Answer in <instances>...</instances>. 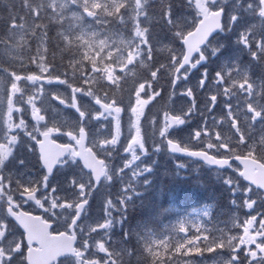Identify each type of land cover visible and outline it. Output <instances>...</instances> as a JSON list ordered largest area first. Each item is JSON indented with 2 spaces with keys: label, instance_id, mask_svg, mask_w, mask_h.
Masks as SVG:
<instances>
[{
  "label": "snow or ice",
  "instance_id": "snow-or-ice-1",
  "mask_svg": "<svg viewBox=\"0 0 264 264\" xmlns=\"http://www.w3.org/2000/svg\"><path fill=\"white\" fill-rule=\"evenodd\" d=\"M181 2L183 7L189 10L191 21L181 23L176 20L172 0H161L158 7L159 22H163L167 27L171 38L157 39L154 43L150 29L141 27L144 23L151 24L153 19V16L149 15L148 0H46V2L38 0L31 6L25 0L23 7L27 8L29 14L35 18L31 35L37 42V47L35 55L30 57L31 64H35V68L29 67L27 71L19 72L15 68L0 69V264H30L28 253L38 246L37 241L28 238L27 230L17 219L21 213L38 216L44 220L50 235L55 237L63 235L68 238L65 241L66 248L58 255L55 264H68L70 260L73 264H118L117 258L103 242L95 244V252L105 253V257L96 259L93 256V242L84 236L79 228L81 214L84 206L88 204L90 192L99 187V181L107 173L103 153L117 145L125 114L131 118L135 133L128 138L130 143H127V151L133 153L137 147L143 149V124L148 114L152 112V108H156L164 99L157 90L161 78L167 76V84L173 89L171 95L174 96L179 91V96L172 103L179 99H187L191 103L196 100L192 89L183 90V85L194 74L190 70L199 71L202 67L206 59L204 46L209 42V37L214 32L225 30L226 12L219 6L220 0H206L203 5L201 0H181ZM0 4L7 5L9 11H12L8 0H0ZM258 14L264 17V0H259ZM141 16L144 17L143 21ZM237 19L236 16L231 18L233 25ZM117 22L126 28L130 26L131 38H122L113 31L112 27H109ZM49 24L57 26L54 37L49 35ZM22 27L23 24L16 18H13L8 25L12 30ZM197 30H199V39L192 47H185L184 41ZM20 39H23V36ZM50 39L56 40L61 51L73 46L79 47L82 51L90 48L91 55L99 54L100 60L91 64L81 63L80 82L73 83L67 71L57 73L52 65L49 66L47 56ZM240 42L245 48L255 49L254 59L258 54H264V41L253 43L251 35L248 34L241 37ZM161 46L167 49L168 55L157 59L154 53ZM125 48L128 52L135 49L140 61L151 62L150 71L145 78L134 85L129 92L127 104L109 98L107 93L101 97L90 89L92 81L101 77L106 63L112 64L117 79L122 78L124 73L117 68V64L123 63L127 58ZM0 51L6 52L10 59H16L12 54L13 49L6 48ZM114 52L120 53L115 61L111 59ZM78 62L79 59L68 61L70 66ZM132 67L134 65H130L124 71H131ZM75 71L73 67V76ZM199 81L201 94L208 91L209 84H212L214 89L207 97L206 109L211 117V127L209 121L202 118L201 126L193 134L195 146L203 148L206 144L207 149L190 150L170 139L168 146L173 152H183L221 168L234 167L239 182L237 186L243 189L247 197L242 201V206L251 210L245 216L251 218L244 221L242 237L226 235L214 239L208 234L201 237L199 235L201 229L197 228L198 235L189 238L186 234L187 228L181 225L178 233L184 235H179L175 243L172 242V237H168L154 240L145 247V264H192V260L175 258L174 252L199 254L203 250L213 251L217 248L226 249L231 254L230 264H264V212L260 213V219L257 220L254 210L258 205L251 195L258 193L264 196V186L253 183L244 176L245 162L248 159L255 157L258 163L264 165V138L255 143L250 141L244 121L238 114L241 104L234 106L232 100L235 97L243 99L242 107L250 116L252 124L264 117V112L258 111L252 103V98L256 94L253 84L247 78L239 76L236 71L216 72L214 80L208 78L205 72L199 76ZM44 82L49 85L55 83L57 86H64L65 90H70L71 97L62 96L59 91H55L51 94V100H58V105L49 103L48 108H45L41 100L38 106L37 98L45 95ZM140 87L143 90L137 92ZM156 97L160 99L156 100ZM221 97H224L227 103L224 106L226 115L219 118L220 127L223 128L227 123L228 131L215 133L216 139L213 140L212 129L217 127V119L213 117ZM85 98L95 108L94 113H85L81 105V100ZM137 99L150 100L142 116L134 115L133 112ZM153 100L156 101L154 104H152ZM25 103L31 109L30 120L27 119L28 108L22 106ZM150 104H152L151 108H149ZM59 105L74 109L79 122L73 124L67 119L62 121L50 119V113L59 108ZM193 106L198 109V105ZM16 114H19L18 122L15 120ZM192 116L191 110L178 114L177 111L170 110L169 104H164L152 116L151 123L154 127H158L159 136L163 139L169 133L170 127L183 125ZM88 119L111 122L115 135L106 140L93 141L88 128L85 127ZM22 140L28 142L27 151L35 157L36 164L44 172L43 179L38 183L14 180L9 171ZM47 143L58 146L57 150L50 154L52 162H48L42 152V146ZM212 149L215 153L208 154V150ZM70 157L78 164L80 172L89 178L87 182H77L76 179L69 181L75 199L59 195L57 188L50 187L48 183L49 178L62 163L65 161L71 163ZM135 158L133 155V159ZM221 161L223 163H220ZM23 164L24 161L21 159L16 166ZM110 207L109 203V210ZM254 224H258V228L253 229ZM109 226V222H105L94 228L93 232L99 233L98 230H105ZM239 226L237 224V227ZM245 236L250 239L246 240ZM160 249H164L169 256H173V259H161Z\"/></svg>",
  "mask_w": 264,
  "mask_h": 264
},
{
  "label": "rangeland",
  "instance_id": "rangeland-1",
  "mask_svg": "<svg viewBox=\"0 0 264 264\" xmlns=\"http://www.w3.org/2000/svg\"><path fill=\"white\" fill-rule=\"evenodd\" d=\"M149 1H155V0H148V3L150 5L151 2ZM161 0H159V3ZM173 2V9H174V17L176 20L183 23L184 21H191L192 17L191 15H188L187 9H185L182 5L181 0H172ZM206 2V0H201V4L203 5ZM3 5V4H1ZM225 9L226 15H225V29L226 31L217 36L210 44L204 49V55L206 59L204 60V63L202 67L199 68V71L196 70H190L194 74H192L189 78V80L183 85V90H186L187 88H191L193 93L195 94V98L197 103L200 101L203 102L204 107L203 110L206 111L208 107L207 103V97L210 95L213 89V85L210 87L208 86V91H205L203 94L200 92V86H199V76L202 73H207L208 78L210 77L209 71L206 69L209 68L208 65L205 66L207 63V60L213 61V64L211 65L215 67L220 66H228L227 70L225 72L229 71H236L239 76H243L247 78L254 86L255 89V96L252 98V103L255 106V108L260 111L264 112V60L261 59V69L259 70V74L261 78L258 80L256 78V67L257 64L254 63L253 68L247 63V58L254 61H258V56L254 59L252 54V51L248 48H245L243 44L240 42L241 37L250 34L251 35V42L253 43H259L260 41H264V18L259 16V0H220V5ZM149 11V10H148ZM154 14L159 13H151L149 11V15L153 16V19L151 23H153V20L159 22V16L156 17ZM233 16L238 17L235 24L233 25L231 18ZM33 19V18H32ZM141 20H144V17L141 16ZM26 23V24H25ZM22 23L23 27L18 28L15 30H12L9 32V34H6V31L4 32L5 41L1 42L2 45H0V50L11 48L13 49V56L16 57V59H10L6 52L0 51V66L3 64V66H7V68H15L17 72L19 71H27L29 67L35 68V64H31L30 57L32 55H35L37 42L34 40V38L31 35L32 27L34 20L31 21V19L27 20V22ZM160 23V22H159ZM163 23V22H162ZM150 24L144 23L141 24V27H148L151 31V34H154L155 40L157 39H169L171 38V34L168 31L166 26H163V29L165 31H158V28L154 26L151 28L149 26ZM109 27L113 28V31L116 32L119 36L122 38H131V32H130V26L126 28V26L120 25L118 22L116 24L109 25ZM103 31V29H101ZM157 30V31H156ZM254 31H256L259 34H254ZM14 32V34H13ZM23 36V39H20V37ZM174 46V45H169ZM73 49L75 54H70L69 58L67 59V63L69 59H79V62L71 66L77 70H80L81 63H95L100 60L99 54H96L95 56L91 55L92 50L89 48L87 50L82 51L79 47H71L68 48ZM125 53L127 54V58L123 61V63H118L117 68L120 71H123V76L120 79H117L114 75V69L112 67L111 63L104 64L103 72L101 74V77L93 80L90 89L93 92L98 93L101 97L105 93H107L106 89L103 87H112L111 85L117 86L120 85L121 89L120 91H117L114 93L113 98H115L117 101L123 102L124 104L128 103L129 100V92L133 88L134 85H136L139 81L143 80V78H139L140 75L143 73V71L149 69L151 62H144L140 61L139 54L133 49L132 52H128L127 48L124 49ZM222 51V52H221ZM157 53L159 54H167L168 51L166 48H163V46L158 47L156 49ZM166 55V56H167ZM264 56V54H262ZM261 55V56H262ZM120 56L119 52H114L111 56V59L113 61L116 60V57ZM214 57H217L216 59H213ZM48 62L50 63L49 66H53V54H50L48 52L47 56ZM69 64V63H68ZM130 65H134L132 67L131 71H124L125 69H128ZM70 66V65H69ZM56 71V69H55ZM46 75V73L44 74ZM71 77V78H70ZM69 79L72 80L73 83H79L78 79H81V74L79 76H70ZM215 78V76H214ZM213 78V80H214ZM197 82V84H196ZM43 88L45 95L43 97L37 98V105L39 106L41 104V100L43 101V106L45 108H48L49 103L58 105V100H51V94L55 91H59L62 96H66L68 98L71 97L70 90H65L64 86H57L54 84L49 85L46 82L43 83ZM142 87L137 89V92L142 91ZM179 96V91L175 94V100L176 97ZM174 100V101H175ZM153 102V101H152ZM191 101H188L187 99H179L175 103L172 104L170 110L177 111L178 114H182L185 111L191 110L195 111V108H191L189 105ZM150 103V100H144L140 101L137 99L136 108L133 110L134 115H143L144 108ZM227 101L224 100V97L222 100H220L219 107L217 109V112H215V115L213 119H217V127L212 129L213 133V140L216 139L215 133L223 131H228V125L225 123L223 125V128L220 127V119L223 118L226 115V110L224 109L225 104ZM233 105L241 104V107L238 111V114L241 116L242 120L245 124V131L253 143L258 141L261 138H264V132L262 128L263 124V117L261 119L257 120L255 124L251 123L250 116L246 114L244 111V108L242 107L244 101L241 97H235L232 100ZM81 105L85 111L86 114L94 113L95 110L92 108L91 103L87 98L81 100ZM151 104L149 105L150 108ZM25 108H28V112L31 114L30 107L25 103ZM70 110L65 108L63 105H59V108H56L53 113V119H59L64 120L67 119L69 122H79L78 118L70 117ZM116 111H118L116 109ZM146 112L148 109L145 110ZM207 115L208 112L206 111ZM51 114V113H50ZM154 114H151L153 116ZM196 115V113H195ZM191 118V117H190ZM189 118V119H190ZM152 120V118H150ZM187 120L182 126H184V129L186 130L189 127L188 121L190 123L197 122V126H199V123L201 121H198V118H193L192 120ZM205 120L209 121V126L211 127V117L208 115L204 117ZM151 120L148 121L147 126L145 127L143 125V129L147 130L152 134V138H149L148 147L151 150V154L160 155L162 151L164 150V138L162 139L159 136V129L158 127H154L151 123ZM99 123H110L112 126L106 127V126H94L92 129V134L95 138V140L101 139V137L108 136L110 132L113 131L114 127L113 124L109 121H98ZM138 123V121H137ZM142 129V130H143ZM183 129V131H184ZM189 136L186 135V133H183V136L180 135V131L174 130L170 136L171 138L177 140H182L183 142L194 144L195 139H192V129H187ZM253 133V136H250ZM134 129L132 128V121L131 118L128 116L127 120L122 121V136L128 137L131 135H134ZM122 138V137H121ZM130 141V140H129ZM145 145V144H144ZM126 146L127 144L123 145L122 149V164H121V176L120 180L118 179L119 186L117 188V196L112 198H107L106 194L107 192H100V196L97 200L93 201L92 209L89 213H86L83 217V220L80 224V229L82 230V233L91 231L88 234H84V236H87L92 242H93V256L96 259L102 258L100 254H104L102 252H95V244L103 242L107 245L108 241L110 242V238L114 234L118 236V232L121 227V222L123 220V215H125V211L128 208V205L131 206L136 200L140 199L142 197V191L145 189V183L151 182V184L154 182L155 179H152L151 175H155L153 171H151L153 164V156L150 155L149 150L147 147L145 148L146 151H148V155H146V151L143 150H134L133 153H127L126 154ZM205 147L207 148V145L205 144ZM223 151V149L221 150ZM133 155H135V159H133ZM166 161H163V165L167 167ZM123 165H126L125 168ZM232 171H236L233 167ZM65 174V172L63 173ZM63 174H57L56 178H60ZM150 184V185H151ZM227 187H229L232 191V194L234 196L243 194V191H240L238 188V184H230V183H224ZM253 199L256 198V195L253 193L251 194ZM245 199L247 198L244 195ZM255 200V199H254ZM109 203L111 205L109 210ZM178 205V204H177ZM259 211V203L257 202ZM242 207V204H241ZM255 207V206H254ZM179 209V208H178ZM175 210L173 212V217L166 218L164 220H161L160 224L156 228V230L151 229L149 233V239L145 242V245L140 247H135V252L138 254L137 259H141L142 257L146 256L145 253V247L146 245H150L152 241L154 240H162L168 237H172V242L175 243L176 239L179 235H184V233H178V228L181 225H184L186 228L188 224L194 223V219H191L189 216H185L181 209ZM243 211L245 214L251 210L247 209L246 207L238 208V210L235 212L239 214V212ZM264 212V203H263V209L260 211ZM254 213V214H255ZM260 213L257 214L258 220L260 219ZM243 216V213H242ZM246 219H250L251 217L248 216V218L243 217ZM243 220V221H245ZM109 222L110 226L105 230H98L99 233L93 232V229L97 226ZM258 228L257 224L253 225V229ZM189 238H194L198 234L194 233L191 235L189 230L187 229L186 233ZM253 234L254 231H253ZM244 235V233H243ZM242 235V236H243ZM245 239H250L249 237L245 236ZM241 246V245H240ZM243 247V246H241ZM118 251L120 252V247H116ZM254 250V246H253ZM125 251V250H124ZM175 256L182 255V252H174ZM185 257H188L190 254L184 253ZM160 256L161 259H173V256H169L168 253L164 249H160ZM136 256L132 259V263L130 264H137ZM221 258L216 259L214 262L208 259H203L197 262V259H190L192 260V264H215L216 261H220ZM230 264V261L228 262Z\"/></svg>",
  "mask_w": 264,
  "mask_h": 264
},
{
  "label": "trees",
  "instance_id": "trees-1",
  "mask_svg": "<svg viewBox=\"0 0 264 264\" xmlns=\"http://www.w3.org/2000/svg\"><path fill=\"white\" fill-rule=\"evenodd\" d=\"M8 2L12 6V11H9L7 5H1L0 4V30L6 28V26L10 23V21L13 18H16L18 21L24 20V18H30L32 17L28 9L23 7L25 0H8ZM38 0H27V3L29 6L37 3ZM159 1L151 2L149 7L155 8L156 13H158V7H159ZM152 26H159L158 22H153ZM151 26V27H152ZM56 25H53V32H50L49 35L50 37L55 36V30H56ZM51 40H53V67L54 69L57 70V73H63L64 71H67L68 64H67V59L69 58V55L72 53L73 49H65L61 51V49L57 46V42L55 39H50L49 43L51 45ZM51 48V47H50ZM68 72V71H67ZM69 74V72H68ZM161 89L163 90L161 93V96L164 97L163 100L160 101L159 109L162 105L164 104H171L173 101V98H171V92L172 89L171 87L167 84V76L161 78L160 81ZM160 97H158L157 100H159ZM156 102V101H155ZM193 119V116L191 117ZM190 128L196 129L194 127V124L190 126ZM168 176L170 180L176 179L177 181L182 178V173L178 170L171 171L168 173ZM185 184H186V196L184 197L185 202H184V210L185 211H196L199 210L203 207L209 208V220H207L208 226L209 227V235L213 237L214 239L217 238H222L223 236L226 235H232L236 236V233L238 232V228L236 225L239 224L241 225L242 220H241V213L239 212V215L236 216L235 211L233 210V206L231 201H228L226 197L222 196L224 194H221L219 190H212L211 195H206L203 194L201 191L196 192V184L198 185L199 188H201V184H204L203 182H197L196 181V176L192 173H186L185 174ZM220 186H218L217 189H219ZM195 190V191H194ZM193 191V194H190V192ZM198 204H203V206L200 207H194L197 206ZM153 206L150 207L151 213H146L145 217L141 216L138 212H136L134 209L129 212L126 218V226L128 228L134 227V226H141V225H146L148 224V220L152 218L154 221L156 220H161L163 219V213H159L157 210L158 205L160 204L163 206L164 204L161 202H156L151 200L150 202ZM148 204L146 201L139 203L138 209H148ZM242 204V203H239ZM150 212V211H149ZM144 217V218H143ZM130 230V229H129ZM128 230V231H129ZM135 231V230H134ZM215 253H218L219 255H223L227 253L226 249H214ZM140 260V259H139Z\"/></svg>",
  "mask_w": 264,
  "mask_h": 264
},
{
  "label": "flooded vegetation",
  "instance_id": "flooded-vegetation-1",
  "mask_svg": "<svg viewBox=\"0 0 264 264\" xmlns=\"http://www.w3.org/2000/svg\"><path fill=\"white\" fill-rule=\"evenodd\" d=\"M0 40H3V39H0ZM0 45L2 44L0 43ZM4 68H7V66H0V69H4ZM10 100H11V97H10ZM22 106L25 107V104H23ZM73 115L76 116V114H73ZM73 115H69V116L73 118ZM27 119L29 120L31 119L30 113H28ZM50 119H53V113L50 114ZM15 120L16 122H18L19 114H16ZM71 123L75 124L78 122L71 121ZM94 126H106L110 128V126L112 125L107 122H104L101 124L96 120L88 119L87 123L85 124V127L88 128L89 133H90V138L93 141L106 140L109 137L115 135V130L113 129V131L110 132L108 136H104V137H101V139L99 140H95L91 132ZM125 143L126 144L130 143V141L127 139V137H123L122 132H121V136H120V139L117 145L113 147L110 151H106L105 153H103L106 159L107 173L105 177L99 183V187L95 188L94 191L90 192L87 209L85 210L84 215L91 211L92 206H93L92 202L98 199V197L100 196V192H107L106 194L107 198H112V197L117 196L116 191L119 186L118 179L120 178L121 160L123 156L122 149ZM27 147H28V142L26 140H22L17 150L16 157L14 158L13 166L12 168L9 169V171L12 173L14 180H19L24 183H29V182L38 183L41 179H43L44 172L42 168L36 164L35 157L27 151ZM126 153H129L127 151V146H126ZM21 159L24 161V164L22 166L17 167L16 163L18 162V160H21ZM69 161H71V163H69L68 161H65L60 166V169L54 172V175H52L49 178L48 183L50 187L57 188L59 195L64 196L66 198L75 199L76 198L75 194L71 192L70 190L69 181L72 179L77 180V177H80L81 181L87 182L89 178L80 172V168L78 164L74 160H72L71 157L69 158ZM64 172L65 174H63ZM58 173L63 174V175L57 179L56 176ZM5 174L7 175L8 172H6ZM81 181H77V182H81ZM68 216L70 217V213L68 214ZM88 233L90 232L84 231L83 235L88 234ZM111 252L114 253L112 250ZM71 263H73L71 260L68 261V264H71Z\"/></svg>",
  "mask_w": 264,
  "mask_h": 264
},
{
  "label": "water",
  "instance_id": "water-1",
  "mask_svg": "<svg viewBox=\"0 0 264 264\" xmlns=\"http://www.w3.org/2000/svg\"><path fill=\"white\" fill-rule=\"evenodd\" d=\"M218 32H214L210 37L209 40L216 35ZM199 39V30H197L196 33H193L188 39L184 41L185 47H192L194 43ZM174 126L170 127L171 130ZM167 150L170 154L184 157L190 160L194 161H201L207 166L217 168L219 170H223L225 168H221L217 165H212L208 163L207 161L198 158L189 156L186 153L183 152H173L170 150L168 146V141L166 143ZM58 146H43V154L46 160L48 162H52L51 153H54L57 150ZM220 163H223L222 161ZM238 163V162H237ZM246 167L244 170V176L246 179L251 180L253 183H256L260 186H264V166L261 165L258 162H255L251 159H248L246 162ZM85 207V206H84ZM39 221H41L40 218H38ZM20 223L23 225V227L28 232V238L30 240H35L38 242V245L40 246L41 250L38 252H31L28 254V258L30 261V264H51L52 262H55L58 255L62 254L66 248L65 240L64 239H57V238H51L48 235V226L44 224H31L27 218H20Z\"/></svg>",
  "mask_w": 264,
  "mask_h": 264
},
{
  "label": "bare ground",
  "instance_id": "bare-ground-1",
  "mask_svg": "<svg viewBox=\"0 0 264 264\" xmlns=\"http://www.w3.org/2000/svg\"><path fill=\"white\" fill-rule=\"evenodd\" d=\"M158 28V31H160V28L159 27H157ZM157 31V30H156ZM2 39H3V42L5 41V37H2ZM145 217V216H144ZM143 217V218H144Z\"/></svg>",
  "mask_w": 264,
  "mask_h": 264
}]
</instances>
